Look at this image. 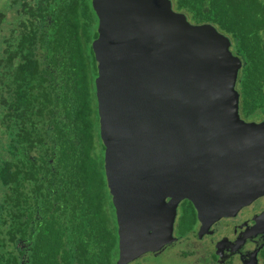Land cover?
I'll return each mask as SVG.
<instances>
[{
	"label": "water",
	"instance_id": "obj_1",
	"mask_svg": "<svg viewBox=\"0 0 264 264\" xmlns=\"http://www.w3.org/2000/svg\"><path fill=\"white\" fill-rule=\"evenodd\" d=\"M103 169L116 264L174 240L181 200L205 227L264 197V121H245L227 36L170 0H91ZM264 233V207L253 217ZM243 264H258L256 250Z\"/></svg>",
	"mask_w": 264,
	"mask_h": 264
},
{
	"label": "trees",
	"instance_id": "obj_2",
	"mask_svg": "<svg viewBox=\"0 0 264 264\" xmlns=\"http://www.w3.org/2000/svg\"><path fill=\"white\" fill-rule=\"evenodd\" d=\"M170 2L190 23L228 37L240 61L239 116L264 121V0ZM7 8L16 13L0 43V264H116L91 0H11ZM258 256L264 264V246Z\"/></svg>",
	"mask_w": 264,
	"mask_h": 264
},
{
	"label": "flooded vegetation",
	"instance_id": "obj_3",
	"mask_svg": "<svg viewBox=\"0 0 264 264\" xmlns=\"http://www.w3.org/2000/svg\"><path fill=\"white\" fill-rule=\"evenodd\" d=\"M261 198L264 197L257 198L249 205L240 208L235 215L219 218L211 225H206L205 227H203L197 220L195 210L191 203L186 204L184 202L186 200H181L178 203L176 216L173 222L172 235L174 240L169 244L162 246V248L157 251H149L142 254L141 257L148 256L152 253H158L161 250H164L167 246L173 245L181 239L188 237L187 241L183 242L185 248L182 252L186 251L188 252L187 254H189V251L198 252L199 256L197 259L201 264H217V257L222 254V249L220 248H227L228 251L226 252L227 254L224 255L226 259L222 261V264H226L225 262L228 261V264H243L249 259L251 252L254 250H256L257 262L260 264L258 254L259 250L264 246V233H257L252 225L253 217L263 209L264 202L262 203V207L255 212L253 211L250 216L247 217L244 215H246L245 212L248 207ZM185 207L187 208L186 212L189 211V213L184 212L183 209ZM186 214L192 217L188 219L186 218ZM184 216L185 220L183 219ZM259 235H262L261 241L254 244L247 256H241V250L239 249L240 245L250 238H257ZM136 259H133L127 264H135L134 260ZM142 264L147 263L144 261Z\"/></svg>",
	"mask_w": 264,
	"mask_h": 264
},
{
	"label": "rangeland",
	"instance_id": "obj_4",
	"mask_svg": "<svg viewBox=\"0 0 264 264\" xmlns=\"http://www.w3.org/2000/svg\"><path fill=\"white\" fill-rule=\"evenodd\" d=\"M26 1L29 2L31 0H26ZM8 4H11V0H0V13L3 14V19H4L0 23V43L2 40V35L7 34V29L9 28V25L12 24L15 19L16 10L15 8L8 9L7 8ZM263 202H264V198H261L257 200V202H254L253 204H251L246 210L245 212L246 215L244 216L248 217L253 213V211L255 212L259 210L262 207ZM261 236L262 235H259L257 238L255 237L250 238L246 240L245 242H243L239 247V249L241 250L240 252L241 256H245V255L247 256L249 251L253 248L254 244H257L261 241ZM187 239L188 237H185L181 239L180 241L176 242L175 244L167 246L166 248H164V250H161L158 253H154V254L152 253V254H149L148 256H143V257L140 256L139 258L134 260V263L142 264V262L146 261L147 264H156V263H160V264H201L197 259V257L199 256L198 252L189 251V254H187L188 252L186 251L182 252V250L185 248L183 246V242L187 241ZM220 249H222V254L220 256L218 255L217 264H222V261L226 259L224 255H226L227 254L226 252H228L227 248H220ZM228 262H225V263L228 264Z\"/></svg>",
	"mask_w": 264,
	"mask_h": 264
}]
</instances>
